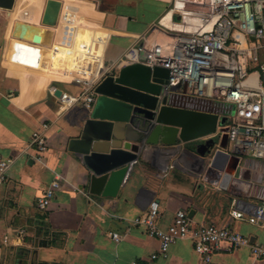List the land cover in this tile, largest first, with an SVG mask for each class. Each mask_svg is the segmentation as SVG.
<instances>
[{
    "label": "crops",
    "instance_id": "obj_1",
    "mask_svg": "<svg viewBox=\"0 0 264 264\" xmlns=\"http://www.w3.org/2000/svg\"><path fill=\"white\" fill-rule=\"evenodd\" d=\"M65 4L80 7L78 26L62 21ZM173 6L178 10L171 11ZM206 9L202 0H11V6L0 5V158L13 159L8 183L0 187V264L145 263L159 251L160 239L135 220L153 200L160 206L162 229L185 210L195 224L231 226L264 249V218L251 221L253 210L264 207L262 161L223 157L219 171H206L208 152L196 151L201 139L180 142L178 148L147 146L110 196L91 192L94 172L70 150L90 115L79 99L84 82H100L128 65L124 54L158 21L192 30ZM151 38L166 49L173 42L159 32ZM43 123L50 124L49 148L38 162L30 141ZM54 180L59 189L42 211L38 199ZM239 198L247 201L248 212L236 207ZM237 213L243 217H234ZM154 264L205 262L184 239ZM208 264H264V255L255 256L251 247L228 250L223 243Z\"/></svg>",
    "mask_w": 264,
    "mask_h": 264
},
{
    "label": "built area",
    "instance_id": "obj_2",
    "mask_svg": "<svg viewBox=\"0 0 264 264\" xmlns=\"http://www.w3.org/2000/svg\"><path fill=\"white\" fill-rule=\"evenodd\" d=\"M202 1L207 9L199 14V25L195 29H170L158 21L135 47L124 54L122 61L167 68L169 77L163 85L164 94L208 100L224 106L216 132L201 139L203 143L209 138L215 140L207 156L206 171L210 168L219 171L218 163L224 157L218 156L219 152L226 157H250L264 165V0ZM176 10L175 6L171 8V11ZM155 32L171 37L173 42L168 49L151 38ZM98 83L85 81L79 98L90 114L97 101L95 89ZM222 118L226 119L224 124L220 123ZM49 129L50 124L43 123L32 134L30 146L36 150L34 159L38 162L43 161L49 148ZM225 134L227 146L223 148L221 142ZM12 162V158H0V187L8 183ZM243 170L248 178V166ZM260 182L264 185V171ZM59 186L54 180L46 188L37 202L40 210L50 207ZM253 213V222L264 218V207L254 209ZM160 216L159 203L153 200L135 220L150 236L160 239V248L149 255L145 263L132 261L131 264H154L159 258H167L170 247L184 239L193 242L205 264L211 262L223 243L228 245V250L251 247L255 256L264 255L261 246L252 245L248 236L236 232L231 226L195 224L187 211L178 210L172 223L162 229L158 225ZM234 217L241 218L243 214L237 213ZM19 233L23 235L25 229ZM112 237L119 239L118 233H112Z\"/></svg>",
    "mask_w": 264,
    "mask_h": 264
},
{
    "label": "water",
    "instance_id": "obj_3",
    "mask_svg": "<svg viewBox=\"0 0 264 264\" xmlns=\"http://www.w3.org/2000/svg\"><path fill=\"white\" fill-rule=\"evenodd\" d=\"M0 5L11 6V0L0 1ZM168 77L167 68H152L136 62L121 67L116 74L106 76L97 84V101L82 135L70 142V150L81 154L94 172L92 193L116 195L138 159V153L147 146L173 147L216 132L224 106L164 94L162 89ZM225 120L222 118L220 123L224 124ZM214 144L215 140L209 138L197 145L196 151L204 156L211 152ZM221 146H227V134ZM218 156L226 157L222 152ZM235 205L248 212L244 199H237Z\"/></svg>",
    "mask_w": 264,
    "mask_h": 264
},
{
    "label": "bare ground",
    "instance_id": "obj_4",
    "mask_svg": "<svg viewBox=\"0 0 264 264\" xmlns=\"http://www.w3.org/2000/svg\"><path fill=\"white\" fill-rule=\"evenodd\" d=\"M65 10L63 14L62 21H68L70 23H74L78 26L77 23V12L80 11V7L72 4H65ZM79 29L76 27L75 33H78ZM62 50V49H61ZM55 56L64 57L62 53H56Z\"/></svg>",
    "mask_w": 264,
    "mask_h": 264
},
{
    "label": "flooded vegetation",
    "instance_id": "obj_5",
    "mask_svg": "<svg viewBox=\"0 0 264 264\" xmlns=\"http://www.w3.org/2000/svg\"><path fill=\"white\" fill-rule=\"evenodd\" d=\"M54 47H55V48H58V49H62V50H66V49H68L67 47H62V46H57V45H55ZM47 55H48V56H53V55L55 56L56 53L51 52V51H48V52H47Z\"/></svg>",
    "mask_w": 264,
    "mask_h": 264
},
{
    "label": "rangeland",
    "instance_id": "obj_6",
    "mask_svg": "<svg viewBox=\"0 0 264 264\" xmlns=\"http://www.w3.org/2000/svg\"><path fill=\"white\" fill-rule=\"evenodd\" d=\"M180 18H179V16H178V14H177V16H176V20H179ZM185 152V151H184ZM182 150L180 151V153H184Z\"/></svg>",
    "mask_w": 264,
    "mask_h": 264
}]
</instances>
